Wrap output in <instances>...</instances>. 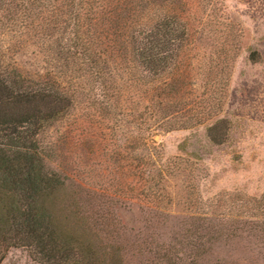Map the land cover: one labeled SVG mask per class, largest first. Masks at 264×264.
<instances>
[{"label":"trees","instance_id":"trees-1","mask_svg":"<svg viewBox=\"0 0 264 264\" xmlns=\"http://www.w3.org/2000/svg\"><path fill=\"white\" fill-rule=\"evenodd\" d=\"M221 4L0 0V264L13 248L39 264H264V192L138 228L116 213L125 184L174 176L153 159L159 131L209 122L210 140H227Z\"/></svg>","mask_w":264,"mask_h":264},{"label":"rangeland","instance_id":"rangeland-1","mask_svg":"<svg viewBox=\"0 0 264 264\" xmlns=\"http://www.w3.org/2000/svg\"><path fill=\"white\" fill-rule=\"evenodd\" d=\"M220 13L226 17L222 35L229 48L228 84L219 112L220 117L230 121L227 140L222 144L213 143L207 133L209 122L159 131L154 136L153 159L161 165L171 161L170 169L175 167V174L166 177L167 181L155 182L146 189L136 188L134 192L130 185L123 186L116 213L130 226L138 228L146 218L157 220L200 212L201 203L223 199L226 205L231 200L264 192V0H222ZM217 38L219 31L206 42L219 43ZM33 51L30 49L28 55L22 57L28 63L26 66L31 67L35 59H41ZM253 51L258 52L259 60H251ZM96 132L99 136L98 130ZM75 135V139L69 140L72 144L80 145L86 138L95 142L90 135ZM99 159L103 166L98 173L107 176L110 170L107 164L111 161L104 163L102 154ZM78 172L83 183L89 180L83 169ZM104 181L105 177L101 176L94 183ZM117 181L123 185L127 178L110 176L108 182ZM167 224L173 225L171 221ZM1 264L39 263L30 258L27 250L13 248ZM130 264H136V260Z\"/></svg>","mask_w":264,"mask_h":264}]
</instances>
